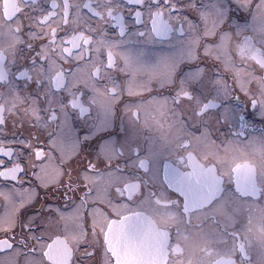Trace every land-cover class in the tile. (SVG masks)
<instances>
[{
    "label": "snow or ice",
    "instance_id": "6c2138e0",
    "mask_svg": "<svg viewBox=\"0 0 264 264\" xmlns=\"http://www.w3.org/2000/svg\"><path fill=\"white\" fill-rule=\"evenodd\" d=\"M36 3L0 22V37L7 38V47L0 45V87L8 88L7 96L0 93V183L11 184L0 192L7 201L0 215V264H129L124 257L139 245L133 230L143 217L135 213L133 220L124 209L140 197L142 208L155 206L176 222L175 244L171 230L159 233L164 264L183 255L177 249L194 215L211 213L214 221L222 216L235 226L258 205L264 220V135L249 137L245 117L236 111L244 97L264 117V0H236L252 18L234 32L224 30L218 3L190 4L198 23L181 14L175 0H50L39 9L32 7ZM173 39L179 42L175 54L158 57L141 43ZM20 50L28 53L27 65L17 66ZM207 61L217 66L210 82L202 66ZM182 63L190 66L178 78ZM33 83L35 96L21 95L20 85ZM205 83L213 92L202 99ZM154 87L168 95L152 103L170 112L184 133L164 143L166 197L155 189L145 196L141 181L130 182L126 168L113 165L125 154L115 144L103 154L108 181L101 187L94 179L100 161L72 157L78 134L70 146L60 136L30 139L32 127L64 130L93 119L94 112L107 127L122 97H143ZM214 114L217 123L238 129L231 133L235 139L217 145L209 128ZM9 116L12 139H6ZM132 154L135 167L150 174L151 160L139 148ZM230 235L240 241L231 253L239 255V264H250L247 233ZM222 264L236 260L226 257Z\"/></svg>",
    "mask_w": 264,
    "mask_h": 264
},
{
    "label": "flooded vegetation",
    "instance_id": "af4514ba",
    "mask_svg": "<svg viewBox=\"0 0 264 264\" xmlns=\"http://www.w3.org/2000/svg\"><path fill=\"white\" fill-rule=\"evenodd\" d=\"M50 0H37L33 8H47ZM83 3V0H80ZM256 2V0H254ZM115 3H120V0H115ZM177 7L181 10V14L187 15L189 21L199 22V13L194 11L190 4H196L197 6H206L213 3H218L222 6L225 13L224 30L235 31L236 27H244L251 22L252 12L247 9H240L236 6V0H175ZM27 5H31V0H2L0 2V22L3 17L7 15H15L17 12L24 10ZM27 10L32 15H37V12H32L31 8ZM146 44V50L149 51L151 57H158L161 55L175 54L178 50L179 42L173 39L170 42H141ZM0 45L7 47V38L0 37ZM28 53L26 50L17 51L16 61L17 66L27 65ZM188 63H182L179 65L177 77L179 78L183 73L189 69ZM207 72V81H211L215 78L217 66L214 61H207L203 65ZM228 83L232 81L228 78ZM21 95L23 96H35L37 88L35 84L28 85L25 88L22 84ZM205 94L201 97L206 98L213 92V88L210 83H205ZM0 93L7 96L8 88L0 87ZM159 94V95H158ZM167 90H161L158 87H154L152 93H145L143 97H128L125 95L113 106V115L110 118V123L107 127H102L100 122L95 119L96 113H93V119L83 122H73L68 129H60L56 125H53L51 129L32 127V137L48 138L49 136L55 138L60 136L65 143L69 146L78 134L80 137L79 143L75 146V151L72 152V157L79 156L80 159L85 162L98 163L97 170L101 172L100 181L97 183L99 186H103L108 181V176L104 174L105 163L103 160L104 152L108 150L106 145L115 144L117 148H122L124 156L114 159L113 165L119 164L125 169L124 175L130 182L137 180L144 184L143 194L146 196L148 192L155 189L162 197L169 195L167 192L162 191L161 181L164 176L165 165L169 163V153L164 145L165 141H171L175 137L183 135V130L174 123L173 115L169 113H162L152 100L160 99L162 96L167 97ZM197 95H200L197 93ZM2 102V101H0ZM27 103V102H26ZM241 107L236 108V111L241 113L245 117V122L248 127V136L260 137L264 135V117H262L258 111H253L250 102L246 98L241 97L238 102ZM43 104V101H41ZM237 104L236 101H232L229 105L234 107ZM147 107L154 108V118L151 119L147 115ZM139 111V118L136 116V111ZM20 118H24L21 116ZM14 118L9 116L8 135L6 139H12L15 130L12 128V120ZM219 119L218 115H213L209 118V128L212 131V138L216 140L217 145H220L222 141L235 139L231 133L238 129L232 128L229 125L223 123H217ZM85 133L89 135L85 136ZM176 133H178L176 135ZM19 138V137H18ZM16 147L19 148V145ZM134 148H139L141 156H146L152 162V172L148 175L139 171L136 165V158L132 152ZM99 149L100 151H97ZM57 161L53 160L52 164L55 165ZM230 186V185H229ZM11 184L0 183V192L7 193ZM43 197V193L41 192ZM227 196L236 199L231 191L227 193ZM137 198L135 202L129 203L127 208L124 209V214L132 216L133 220L136 217L135 213H142V223L138 229L133 230V236L135 240L139 241L138 247L134 251H130L125 254V259L129 264H164V257L161 255L160 238L159 233L167 230L172 231L173 243L176 240V227L175 220L166 214L162 209L157 210L155 206L141 207ZM7 201L0 196V215L6 211ZM43 200L40 204H37V209L43 207ZM258 205L252 210L249 217H240L238 222L233 224L222 216H217L215 221L211 219V213H200L198 216L194 215L191 224L185 225L187 229V237L181 242L182 247L178 248V251H182L183 255L179 261L175 258L171 259L169 264H222V262L228 258H234L236 264H239L240 257L238 254H232L231 249L234 244L239 243L238 239H235L230 233L239 231L241 233H247L248 241V254L250 257V264H261L264 261V220L261 219L259 212L257 211ZM231 211V208L229 209ZM244 212L247 213L248 209L245 208ZM152 225L151 234H145V228L149 224ZM145 227V228H144ZM146 236H145V235ZM157 234V237H156ZM201 238H209L213 240L205 244H200ZM148 240L149 244L157 243V257L152 256L154 249L149 255L145 257L139 255V249L143 245L145 240ZM148 252V253H149Z\"/></svg>",
    "mask_w": 264,
    "mask_h": 264
},
{
    "label": "water",
    "instance_id": "95a60500",
    "mask_svg": "<svg viewBox=\"0 0 264 264\" xmlns=\"http://www.w3.org/2000/svg\"><path fill=\"white\" fill-rule=\"evenodd\" d=\"M151 232H152L151 228H149L148 225H147V228H145V234L146 235H147V233L151 234ZM156 237H157V234H156ZM150 247H152L154 249V254L152 256L157 257V243H156V245L155 244H151V243L149 244L147 239L144 241L143 245L139 249V255L143 256V257H145L146 254L149 255L152 252V251H150V252L148 251V249L149 250L151 249ZM156 264H158V262H156Z\"/></svg>",
    "mask_w": 264,
    "mask_h": 264
},
{
    "label": "rangeland",
    "instance_id": "374dc122",
    "mask_svg": "<svg viewBox=\"0 0 264 264\" xmlns=\"http://www.w3.org/2000/svg\"><path fill=\"white\" fill-rule=\"evenodd\" d=\"M149 52V51H148ZM159 95V94H158ZM156 105V104H155ZM147 115H149L150 116V118L151 119H153L154 118V108L153 107H147ZM178 133H176V135H177ZM95 180H97L98 182H101L100 181V177H97V178H95ZM209 241H213V240H211V239H209V238H205V239H203V238H201V243L200 244H205V243H207V242H209Z\"/></svg>",
    "mask_w": 264,
    "mask_h": 264
}]
</instances>
